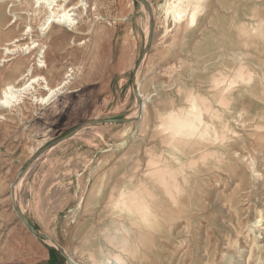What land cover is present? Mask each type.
Listing matches in <instances>:
<instances>
[{
  "label": "rangeland",
  "instance_id": "374dc122",
  "mask_svg": "<svg viewBox=\"0 0 264 264\" xmlns=\"http://www.w3.org/2000/svg\"><path fill=\"white\" fill-rule=\"evenodd\" d=\"M147 1L151 11L138 0H66L69 8L82 4L73 10L78 29L57 24L42 31L43 8L27 0L0 3V94L8 83L21 87L42 75L56 86L70 74L65 87L45 103L34 98L50 94L40 81L11 108L0 109V264H68L58 248L77 264H98L114 252L122 253L126 264H264V219L258 227L253 224L264 215V149L255 142L253 127L247 124L240 131L260 148L259 176L251 172L249 160L238 170L224 171V165L204 170L210 160L201 161V152L217 149L221 138L208 135L185 143L161 126L164 112L189 106L179 90L181 85L192 86L189 60L204 49V59L220 53L222 30L218 24L212 31L208 24L214 12L227 15L231 25L234 10H239L242 22L253 15L261 28L264 0H205L198 6L200 23L192 27L186 22L194 0ZM173 5L189 8L183 21L170 10ZM30 26L33 30L27 33ZM15 38L22 39L18 44L35 41L33 45L39 46L7 55L1 48ZM8 58L12 59L4 61ZM142 101L147 102L146 116ZM205 116L209 119L210 114ZM120 118L134 120L91 123ZM221 121L214 118L218 125ZM150 152L167 158L172 166L177 165L175 156L183 157L185 171L194 180L167 234L144 236L143 241L137 232L127 237L122 222L131 225L130 220L108 198L129 175L157 187L154 175H142L153 169L147 163ZM190 159L197 162L190 164ZM99 179L103 180L98 195L89 198ZM13 200L29 222L52 240L26 228ZM131 227L137 231L135 225ZM125 238L131 243L128 240L127 247L119 248ZM133 248L138 249L136 255L131 254Z\"/></svg>",
  "mask_w": 264,
  "mask_h": 264
},
{
  "label": "bare ground",
  "instance_id": "6f19581e",
  "mask_svg": "<svg viewBox=\"0 0 264 264\" xmlns=\"http://www.w3.org/2000/svg\"><path fill=\"white\" fill-rule=\"evenodd\" d=\"M4 1L6 0H0V3ZM204 1L205 0H194L192 2L194 7L189 11L186 27L197 26L200 23L199 16H201L202 12L198 9V6L204 3ZM27 2L33 3L34 5H37L38 8H43L46 11L45 20L40 27L41 31L43 29L42 27L46 25L47 28H53L57 24L68 26L72 30L78 29V20L76 18L77 13L73 10L81 7V2L70 8L66 6V0H27ZM170 10H172L174 16L179 22H181L185 19L183 15L188 12L189 8L186 6L173 5ZM206 12L207 10H205V13ZM239 12V10H234L233 15L231 16L233 17L231 25L227 22L230 18H228L227 15L219 17L217 11L214 12V19H209L208 24L213 26L212 31L216 30V27L219 24L222 30L221 42L223 44L220 46L219 54L217 53V55L214 56V53H212L210 57L203 60V62H205L204 67L206 75L208 76L205 82V90L199 92L195 85H192L191 87L181 85L179 90L185 95V99L188 101L189 106L186 108L169 107L170 109L162 114L165 120L161 122V126L168 130L170 133L168 134L173 139H178L180 142L188 143L195 137H201L203 139L208 135L213 136L215 139L221 138V143L217 149L210 147L201 152V161H205L206 159L210 160V163L205 165L204 170L209 169L210 166H216L219 168L220 165L226 166V169H223L224 171L229 170L228 167H233L238 170L241 167L240 164L244 163L243 161L249 160L251 172L253 175L259 176L261 173L259 172V163L256 157V154L259 153L260 150L258 144L262 145V149H264V23L263 26L259 28V25H257L253 19V15L250 16L248 22H242L240 18L237 17L239 16ZM224 14L226 13L224 12ZM12 24L13 22L9 25ZM32 30L33 27L30 26L26 32L31 33ZM245 33H251V35H245ZM21 40L22 39L15 38L13 41L9 42L7 46L1 49L5 50L7 55H16L24 49H28L30 52L31 49H35L39 46V43L33 45L35 44V41L27 45L18 44ZM12 45L14 48L10 47ZM42 53H45V51L43 50ZM12 58L4 59V61H9ZM40 62L43 63L45 61L40 60ZM201 62L199 56L193 58V63L196 64L198 69L199 67L197 64ZM194 64H192V68ZM42 66H46V64ZM30 71L31 69L27 75H29ZM193 73L200 75L201 72L194 69ZM69 76L70 74H67L65 79L56 86H50L47 79L42 75L32 77L21 87L17 86L15 83H8L3 87L0 94V109L11 108L14 103L22 97L25 90L33 87V84L36 82L40 85V81L44 83L43 88L50 94L48 93L49 95L47 96L34 98L41 103H45L52 95L65 87L68 83L67 79ZM138 88H140V86ZM148 98L151 99L152 96H148ZM218 104L224 105V109L220 110ZM142 105L144 106V116H146L147 102H143ZM142 111L141 113H143ZM206 114H210L209 119L206 118ZM1 116L2 114L0 113V117ZM214 118L218 120L221 119L222 124H216ZM247 124H250L253 127V132H255L253 137L258 144L251 142L248 133H241L240 130H242ZM168 138L171 140L169 136ZM42 142L43 141H41V143ZM165 143L167 144L165 141L162 144L165 145ZM169 144L170 143L168 142L167 147ZM162 150L163 149H161V151ZM199 151L201 150L199 149ZM150 154L151 157L147 159V163L153 168H151L153 171L149 169L151 171L147 173L144 172L142 175L148 173L152 174V177L154 175V181L152 182H154L157 187L154 188L149 186L148 182L143 177L142 179H134L133 176L129 175L128 177L125 176L123 178L122 184L118 183V185H115L112 188L113 190L110 191L111 193L108 198L109 204L111 203L114 209H119L121 214H123V216L125 215L124 217H127L128 220H130L129 224L137 227V231H134L131 225H128L125 221L122 222L124 224L123 227L128 230V238L132 235L135 236L136 232L140 236V239L152 234L157 236H159V234L166 235L169 223L174 220L177 212L182 209L181 204L185 202L187 196L189 197V191L192 190L191 186L194 179L191 174L185 171V160H183V157L175 156L174 161L177 165L172 166L166 161L167 158H165V155V160H163L160 154H158L159 156L157 154V156L153 155L152 152H150ZM189 158L193 157L189 156L188 159ZM216 158L218 160L211 163V159ZM197 160L199 161V159ZM194 161L197 162L195 159ZM194 161L190 164L194 165ZM206 172L207 170L197 171V173L202 174ZM102 180L103 179H99L97 181L96 186L91 190L89 198L98 195L97 190L99 189ZM261 217L262 218L260 219L254 220L253 224L255 227H258L259 223L263 221V213ZM128 240L130 241V239L127 238L122 240L121 244H119V248L124 249L127 247ZM146 240L149 241L151 238H146ZM135 245L137 246L138 244ZM136 248H133L132 252ZM136 251H138V249ZM136 251L134 254L131 252V254L136 255ZM121 255L114 252V254L110 256L106 255L107 258L103 261L99 262V260H97V263L126 264L127 261L125 262Z\"/></svg>",
  "mask_w": 264,
  "mask_h": 264
},
{
  "label": "water",
  "instance_id": "95a60500",
  "mask_svg": "<svg viewBox=\"0 0 264 264\" xmlns=\"http://www.w3.org/2000/svg\"><path fill=\"white\" fill-rule=\"evenodd\" d=\"M139 2L143 3L144 5H146V7H148L151 11V7L148 3L147 0H138ZM153 24L151 23V30L149 33V45L151 43V39H152V33H153ZM148 45V47H149ZM148 49V48H147ZM134 119H128V118H120V119H102V120H94L91 121V123H127V122H131ZM78 129H75L74 131H72L71 133L67 134L65 137H63V139L69 138L73 133L77 132ZM13 204H14V209L16 211V213L18 214L20 220L22 221V223L26 226V228L31 231L33 234H35L38 237H41L42 239H48V240H52L48 235L43 234L41 232H39L27 219L26 215L24 214V212H22V210L16 206L14 200H13ZM59 252L61 253V255L66 259V261L69 264H77L74 261H72L69 256L66 254L65 251H63L61 248H58Z\"/></svg>",
  "mask_w": 264,
  "mask_h": 264
},
{
  "label": "crops",
  "instance_id": "0c3cea01",
  "mask_svg": "<svg viewBox=\"0 0 264 264\" xmlns=\"http://www.w3.org/2000/svg\"><path fill=\"white\" fill-rule=\"evenodd\" d=\"M204 49V46H203ZM205 52V49L203 50ZM204 52H202L201 54L199 53V57L201 59V63L197 64L199 69L196 67V64L193 63V57L189 60L191 62V66L189 67V69L191 70V76L189 78V84L190 85H195L196 88H200V90H205L206 87V80L208 78V76L206 75V70H205V62H203V59L206 55V53L204 54ZM192 64H194L193 68H192ZM197 69V71L201 72L200 75H197V73H193V70ZM69 264V263H68Z\"/></svg>",
  "mask_w": 264,
  "mask_h": 264
}]
</instances>
